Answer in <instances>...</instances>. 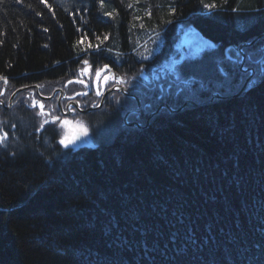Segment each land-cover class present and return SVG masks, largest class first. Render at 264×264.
Listing matches in <instances>:
<instances>
[{
    "label": "trees",
    "instance_id": "16d2710c",
    "mask_svg": "<svg viewBox=\"0 0 264 264\" xmlns=\"http://www.w3.org/2000/svg\"><path fill=\"white\" fill-rule=\"evenodd\" d=\"M154 1L0 0L8 94L63 83L84 52L111 61L122 45L128 75L139 78L175 58L184 28L214 44L183 59L177 80L167 78L170 108L200 107L166 109L142 130L126 128L116 110L91 115L95 148L65 150L54 128L39 135L34 110L19 98L14 118L0 108V135L8 133L0 143V264H264V37L244 49L245 66L255 68L248 89L208 104L243 88L250 73L235 47L264 33V0H249L245 16L240 0ZM156 27L160 52L137 61L131 43Z\"/></svg>",
    "mask_w": 264,
    "mask_h": 264
},
{
    "label": "flooded vegetation",
    "instance_id": "af4514ba",
    "mask_svg": "<svg viewBox=\"0 0 264 264\" xmlns=\"http://www.w3.org/2000/svg\"><path fill=\"white\" fill-rule=\"evenodd\" d=\"M233 60L237 61V58ZM256 61L259 62L260 60L257 59ZM176 65V63H171L151 66L150 70L144 69L139 78H136L128 75L126 69L128 66L126 67L124 61H110L105 55H99L98 52L94 51L84 52L72 59L69 67L71 71L66 77L62 78L64 79V81L62 80L63 83L58 82L60 77L55 84L50 81L49 85L46 83H34L19 87V89L29 88L19 93V106L27 105V107L34 110L38 129L42 132L41 134L38 132L39 135L45 136L47 133L50 136L49 129L54 128L53 132L57 136L60 147L65 150L80 151L82 148H79L76 142L70 143L68 147L60 143L61 139L69 141L73 137L71 125L68 123L65 125L64 121L71 122L74 127H77L84 134L83 125H87V115L106 114L108 110H116L120 113L119 116L127 128L140 129L136 126L126 125L125 116L128 115L127 120L129 123H138L141 126H145L151 115L154 116L150 118V121L157 114L166 110L167 107L163 105L167 101V78L169 76V78L177 79L174 71ZM97 72L100 73L99 76L96 75ZM119 88L126 90V94L119 91ZM112 89L114 91H110ZM59 90L64 91L62 97ZM55 92L56 95L52 99H45L51 97ZM143 92L151 94L156 105L143 99L141 96ZM133 96L139 98L140 106L137 99ZM104 97V104L100 109L94 110L89 114L83 113L91 107L99 106ZM7 98L6 88L4 85L0 86V99L8 102ZM60 99L61 101H59ZM124 102H127L129 108L125 107ZM41 104L43 105V110L40 107ZM69 104L70 107L68 108ZM75 104H79V108ZM161 106L163 107L159 109ZM125 109H127L125 113H122ZM54 118L58 119L54 120ZM85 138L91 140V136L88 134L85 135Z\"/></svg>",
    "mask_w": 264,
    "mask_h": 264
},
{
    "label": "rangeland",
    "instance_id": "374dc122",
    "mask_svg": "<svg viewBox=\"0 0 264 264\" xmlns=\"http://www.w3.org/2000/svg\"><path fill=\"white\" fill-rule=\"evenodd\" d=\"M149 1L151 4H152V2L154 4H156V1H154V0H149ZM108 2H109V0H108ZM144 4L147 6L148 16H150V14L148 13L150 6L148 3H144ZM253 5L254 4L249 0H240L239 4H238L239 10H237V11L238 12L240 11L239 14L241 16H245L244 13H245L246 9L253 8L254 7ZM135 8H136L135 10H139V8H137V7H135ZM258 19L259 18L257 15L251 16V18L247 24L251 25V24L257 22ZM181 34H182V36H181L180 42L176 48V53H175L176 54L175 56H177V57H181V58L186 57L187 59H191V58L197 57L200 54L199 52L196 53V51L209 49V48H212L214 46V44L212 42L207 41L204 38H201L202 36L193 28H190V29L184 28ZM263 34L264 33L258 35L257 37H260ZM138 35H139V33H138ZM262 37H264V36H262ZM163 42H164V31L159 30L157 27L155 29L147 28L146 30L141 31L139 37L136 40H134L133 43H131L132 44L131 45V53H133L136 60L139 62L151 60L160 51V49L163 45ZM187 47H189L190 49H187ZM115 50H116V52L111 54L113 59H115V61H117V62H123V61L125 62V59L127 58V56L124 54H126L128 52L123 51L122 45H117V49H115ZM109 54L110 53L108 52L107 56H111ZM169 64H170V62H169ZM16 114H17L16 112H11V113H9L8 117L13 116L12 118H14V116ZM1 115L4 116L0 112V116ZM16 117H19V114ZM94 120H96V119L90 118V117L86 118V121H88L89 123L91 122L89 125H92L93 130H96L95 124L97 121H94ZM83 128L87 130L88 135H90V136L93 135V131H92L90 126L83 125ZM81 130H82V128H81Z\"/></svg>",
    "mask_w": 264,
    "mask_h": 264
},
{
    "label": "water",
    "instance_id": "95a60500",
    "mask_svg": "<svg viewBox=\"0 0 264 264\" xmlns=\"http://www.w3.org/2000/svg\"><path fill=\"white\" fill-rule=\"evenodd\" d=\"M262 36H264V34L261 35L260 37H257L255 40H253V41L250 42V43H243V44H241L240 47L237 48V49H239L240 51H243L244 48H246V47H250V46L254 45V44H255V43H256V42H257ZM245 60H246V57H245V55H244V56H243V60H242V62L239 63V67H240V69H241L242 71L247 72V70L244 69ZM249 70H250V69H249ZM251 71H252V74H251L250 77L247 79L246 84L243 86V88L241 89V91H240L238 94H236V95H234V96H231V97H224V96H220V95H213L212 98L210 99V101L208 102V104H211L215 99H221V98L229 99V98H232V97H240L241 94L246 90V88H247V84L249 83V81L251 80L252 76H253L254 73H255L254 69H251ZM26 89H28V88L25 87V88L18 89V90L12 95V97H11V99H10V105H9L8 107H6L5 104H4L2 101H0V104H1L3 107H5V109L10 110L11 107H12L13 100H14V98L17 96V94H19L20 92H22V91H24V90H26ZM110 91H114V89H112V90H110ZM120 91L123 92L122 89H121ZM60 92H61V97H62L63 94H64V92H63L62 90H60ZM107 93H108V92H107ZM55 94H56V92H55L50 98H46V99H51V98H53V97L55 96ZM106 95H107V94H106ZM74 98H75V97H74ZM135 98H136V97H135ZM104 99H105V97L103 98L101 104H100L98 107H91V108L87 109L86 111H84L83 113H90V112H92V111H94V110L99 109V108L102 106V104L104 103ZM137 100H138V99H137ZM59 101H61V99H60ZM138 101H139V100H138ZM206 104H207V103H205V104H203V105H206ZM75 105H77V107L79 108V104H75ZM163 106L168 107L167 104H165V105H163ZM163 106H161L159 109H161ZM200 106H201V105H199V104H195V103H192V102H186V103L183 104L178 110H172V109H170V111H171V113H173V114H177L178 112L182 111V110L185 109L186 107H200ZM69 107H70V104L68 105V108H69ZM158 111H159V110H158ZM152 116H153V115H151L150 118H151ZM150 118H149V121H148V123H147L146 126H141V125L138 124V123H131V124H128V125H130V126L140 127V128H142V129H146V128L148 127V125L150 124ZM68 123L71 124L70 122H68ZM73 139H74V142H76V143L78 144V147H79V148L84 147V146H88V145H89L88 142L85 140L84 135H83L81 132H79L77 129H74V134H73V137H72L71 140H73Z\"/></svg>",
    "mask_w": 264,
    "mask_h": 264
},
{
    "label": "snow or ice",
    "instance_id": "6c2138e0",
    "mask_svg": "<svg viewBox=\"0 0 264 264\" xmlns=\"http://www.w3.org/2000/svg\"><path fill=\"white\" fill-rule=\"evenodd\" d=\"M101 3H102V6H103V0H101ZM173 11H175V10L173 9ZM106 15H111V13H106ZM85 63H87V61H85ZM96 75L99 76L100 73L97 72ZM40 107L43 110V105L42 104L40 105ZM55 119H58V118H54V120ZM45 123H47V121H45ZM63 123L66 125L68 123V121H64ZM84 134L87 135V130L86 129H84ZM7 136H8L7 132H4L2 135H0V143H3L4 140L7 138ZM60 143L64 144L65 147H68V145L70 143H74V139L73 140H69V141H65L64 139H61Z\"/></svg>",
    "mask_w": 264,
    "mask_h": 264
},
{
    "label": "bare ground",
    "instance_id": "6f19581e",
    "mask_svg": "<svg viewBox=\"0 0 264 264\" xmlns=\"http://www.w3.org/2000/svg\"><path fill=\"white\" fill-rule=\"evenodd\" d=\"M234 46H235V45H234ZM214 95H220V94H214ZM220 96H221V95H220ZM158 112H159V111H158ZM158 112H157V113H158Z\"/></svg>",
    "mask_w": 264,
    "mask_h": 264
}]
</instances>
